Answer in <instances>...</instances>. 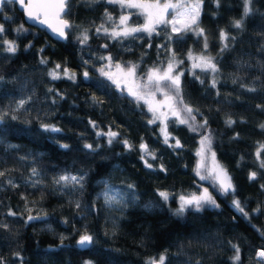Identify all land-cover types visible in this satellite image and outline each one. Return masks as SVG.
<instances>
[{"label":"trees","instance_id":"1","mask_svg":"<svg viewBox=\"0 0 264 264\" xmlns=\"http://www.w3.org/2000/svg\"><path fill=\"white\" fill-rule=\"evenodd\" d=\"M66 7L62 40L25 23L14 1L0 10V264H148L161 255L164 264H264V0H251L247 16L245 0H202V34L160 24L114 36L106 28L126 11L120 3ZM188 52L211 58L215 71H189ZM171 55L194 119L171 116L164 134L100 67L133 62L142 74ZM207 131L235 191L177 215L180 196L196 190V137ZM85 234L92 243L77 246Z\"/></svg>","mask_w":264,"mask_h":264},{"label":"snow or ice","instance_id":"2","mask_svg":"<svg viewBox=\"0 0 264 264\" xmlns=\"http://www.w3.org/2000/svg\"><path fill=\"white\" fill-rule=\"evenodd\" d=\"M110 2H118L121 4V7L124 8H129V9H137V10H142V14L145 15L146 17V21L145 24L143 25L142 28H126L123 32H114V36H128L132 33L138 32V31H144V32H148L149 34H151L154 30H155V26L159 25V24H171L172 30L175 32L177 31V27H176V19L177 17L180 18H187L186 22L182 24V27L187 29L190 28L192 25H197L198 23V18L200 15V7L202 4V0H196L195 3H185V0H179V2L177 3H171V2H166L161 4L159 2V0H155V2H149V0H110ZM218 2V0H217ZM5 3V0H0V6H2ZM19 3L21 5H24L26 8H30L31 7V3L29 0L28 4H25V0H19ZM250 3L251 0H245V8H244V16H247L251 11V7H250ZM66 5H67V0H57V3L55 5V7L57 8V12L56 15L57 17H59V15L61 13H65L66 11ZM169 10H172L173 12V19L168 20L166 19ZM47 14V13H45ZM28 16L32 17L33 13L31 11L28 12ZM38 18V17H37ZM109 20L112 19L111 16L108 17ZM129 19L128 16H121L120 17V25H125L126 21ZM42 23L47 24L48 21L44 20L42 21ZM59 23L62 25V27L56 28L54 29V31L58 32L60 36H65V33L63 31L64 28H71V24L66 21H59ZM242 23L243 20H236L234 22V26L236 28H241L242 27ZM119 27V25H118ZM2 26H0V32H2ZM22 27L17 29V31H22ZM203 33V29L199 30L198 34H202ZM85 39H87V37H84ZM221 38L227 40L228 37L225 33H221ZM205 47H207V45L205 44ZM7 51L9 53H15L16 51V46L14 43L12 42H8V47H7ZM201 59V64L197 65L199 67H205L208 69H212L213 71H215V64L212 63L211 58H205V57H200ZM60 65H56V68H59ZM103 71V70H101ZM131 71V70H130ZM172 71V64L169 63L168 64V69L167 71L164 73L163 76H160L157 74L156 70H153L149 75H148V80L151 82L153 80L159 82L160 80H167L170 81L173 85H175L178 89L179 87V77H173L172 75H170ZM50 75L53 77V79L58 78L56 75V72L53 71L52 73H50ZM105 75H107L105 73ZM84 76L87 78L88 77V73L85 72ZM213 85H215V80H213ZM129 91L131 92V89H129ZM132 95H137V93L135 92H131ZM24 104V101H20V106H22ZM185 110L188 113H191L193 110L191 108H185ZM178 115V114H177ZM15 118V117H13ZM194 119V117H193ZM3 117L0 116V122H2ZM233 121L229 120L228 123H232ZM180 123H184L187 124L188 120H181ZM42 127H44L46 130H51V131H59V129H56L54 126H48V125H42ZM261 127H264V125H261ZM106 135L109 136V143H111V137H115L117 135V133L115 132H109L106 133ZM125 144H127V141L124 142ZM179 143V141H177V144ZM210 144V140L208 137H204L201 140V145L202 147L205 144ZM64 147H67V145H64ZM86 147L91 148V145H86ZM142 148H146V146L141 145ZM149 155H151V153H148ZM215 154L213 153V156ZM257 155H259V153H257ZM262 166H264V162H262ZM148 167H151V165H148ZM33 173L35 174V169H33ZM255 177V173H252L250 178H254ZM62 180H67L69 179L68 177H61ZM73 180H75V177H72ZM201 179H205V177H201ZM216 181L218 182L220 189L223 193H228L230 191L234 192L235 189L231 183V179L230 177L227 176V173L224 172L222 169L217 172L216 177H215ZM159 195L164 199L167 200L168 199V194L165 192H160ZM215 200L213 199V197L211 196V194L208 193L207 189H204L202 194H200L199 196L193 195L191 197H185V196H181L180 197V204L179 207L176 209V214H182L186 208L188 207H194L195 209L199 210L204 204H211V205H215ZM234 205L241 211L243 212V208L240 207V201H234L233 202ZM29 220L35 219L34 217H29ZM93 238L90 235H82L78 241V244H80L81 246H85L88 244L92 243ZM235 250H236V255L233 258L234 260L238 261L240 259V255H239V248H236L234 246ZM258 255L261 257H264V250H261L260 252H258ZM164 260L165 257L163 255H161L159 257V264H164ZM148 264H157V261L155 259H152L148 262Z\"/></svg>","mask_w":264,"mask_h":264},{"label":"rangeland","instance_id":"3","mask_svg":"<svg viewBox=\"0 0 264 264\" xmlns=\"http://www.w3.org/2000/svg\"><path fill=\"white\" fill-rule=\"evenodd\" d=\"M149 2H155V0H149ZM159 2L161 4L166 2L177 3L179 2V0H159ZM195 2L196 0H185V3H195ZM132 12L140 13L142 15V20L140 22H131L130 15ZM122 15L129 17L125 25H120V17ZM173 15L174 14L172 10H169L166 19L168 20L173 19ZM186 19L187 18L177 17L176 19L177 31L175 32H181L185 30H192V31L199 30V28L196 25H192L190 28L187 29L183 28L182 24L186 22ZM145 21H146V17L144 14H142V10L126 8V11L119 14L115 18L113 24L110 27L106 28V30H108L111 34H114V32H123L126 28L128 29L142 28L143 25L145 24ZM165 24L168 26L169 32L171 33L174 32L172 30L173 26L171 24H167V23ZM157 26L158 25H156L155 28ZM200 57L209 58L208 56L202 53L188 52L186 54L189 71H191L194 68H200L210 71L212 70L205 67L197 66L201 64ZM180 61H181L180 58L171 55V57L163 65L149 66L146 69V71L143 72L142 74L136 73L137 66L133 62H109V63L106 62L100 67V69L103 70L101 71L102 73L104 74L106 73L107 76L114 81L118 90L128 94L133 100L141 101L146 106V109L150 114L151 120L157 121L159 123L160 129L165 134L166 122L171 116L176 117L179 121L188 120V123L190 124L193 115L192 112L188 113L185 110L186 107L187 108L190 107L184 104L183 101L181 100V97L179 95V87L177 89L175 85H173L170 81L167 80H160L159 82L153 80L150 82L147 77L153 70H156L158 75L163 76L168 69L169 63L172 64V71L170 75H172L173 77H177V76L180 77V74L183 70V68H181V66L179 65ZM129 89H131V92L137 93V95L135 96L132 95ZM175 89L176 92H174ZM96 130L98 133H102L101 129H96ZM203 154L205 157L206 166H208L211 169L213 166V158L211 156L210 151L208 149H205ZM196 194L197 191L195 190L189 194H185L181 196L191 197ZM179 204H180V198L178 205L174 207L175 212L176 209L179 207ZM190 208H194V207H190Z\"/></svg>","mask_w":264,"mask_h":264},{"label":"water","instance_id":"4","mask_svg":"<svg viewBox=\"0 0 264 264\" xmlns=\"http://www.w3.org/2000/svg\"><path fill=\"white\" fill-rule=\"evenodd\" d=\"M6 1H14L16 7L22 12L23 15V20L25 23L36 26L38 28L44 29V31L53 39L57 40H62L66 36V31L67 28H64L63 31L65 33V36H60L58 32L54 31V29L62 27V25L59 23V21L67 20L65 17V13H61L59 17H57L56 12L57 8L55 7L57 0H30L31 7L26 8L24 5H21L19 3V0H5ZM29 0H25V4H28ZM2 9V6H0V10ZM67 9V7H66ZM31 11L33 13L32 17L28 16V12ZM47 13V14H45ZM38 17V18H37ZM47 20L48 23H42V21ZM207 137L210 140V144H208V148L211 150L212 154L214 152L212 148V139H211V133L210 131L208 132ZM204 138V134H200L196 137V150H195V158H194V163H193V170L195 173L200 174V163L203 159V149L204 146L202 147L201 145V140ZM214 157V170L216 169H222L224 172V168L221 166L219 163L216 154L213 156ZM208 188L205 186V188H201L199 192L196 194V196H199L202 194L203 190ZM209 193V192H208ZM81 237V236H80ZM80 237L76 240V245L79 247H83L80 244H78V241ZM157 261V260H156ZM157 264L159 262L157 261Z\"/></svg>","mask_w":264,"mask_h":264},{"label":"flooded vegetation","instance_id":"5","mask_svg":"<svg viewBox=\"0 0 264 264\" xmlns=\"http://www.w3.org/2000/svg\"><path fill=\"white\" fill-rule=\"evenodd\" d=\"M146 100H145V102H146ZM208 132L209 131H207L205 134L202 133V134H204V137H207ZM210 133H211V131H210ZM205 149H208L210 151L211 156L213 158V166L211 169L208 166H206V163H205V157L203 154ZM203 152H202L203 159L200 163V166H201L200 174L194 173L195 174L196 191L198 193L201 188H205V186H206L208 188L209 194H211L213 199L216 201V197L221 195L222 191H221L220 186H219L218 182L216 181L215 177H216L217 172H219L221 169L214 170V157H213L211 150L208 148L207 143L204 145ZM201 177H205V179H201Z\"/></svg>","mask_w":264,"mask_h":264},{"label":"built area","instance_id":"6","mask_svg":"<svg viewBox=\"0 0 264 264\" xmlns=\"http://www.w3.org/2000/svg\"><path fill=\"white\" fill-rule=\"evenodd\" d=\"M261 250H264V249H259V250L257 251V254H258V252H260Z\"/></svg>","mask_w":264,"mask_h":264}]
</instances>
